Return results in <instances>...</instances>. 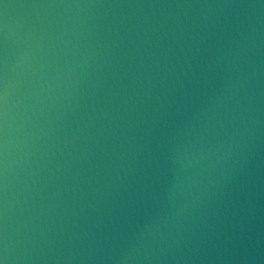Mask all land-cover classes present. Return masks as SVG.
<instances>
[{"label": "water", "instance_id": "95a60500", "mask_svg": "<svg viewBox=\"0 0 264 264\" xmlns=\"http://www.w3.org/2000/svg\"><path fill=\"white\" fill-rule=\"evenodd\" d=\"M3 264H264V0H0Z\"/></svg>", "mask_w": 264, "mask_h": 264}, {"label": "snow or ice", "instance_id": "6c2138e0", "mask_svg": "<svg viewBox=\"0 0 264 264\" xmlns=\"http://www.w3.org/2000/svg\"><path fill=\"white\" fill-rule=\"evenodd\" d=\"M0 264H3V261L2 260H0Z\"/></svg>", "mask_w": 264, "mask_h": 264}]
</instances>
